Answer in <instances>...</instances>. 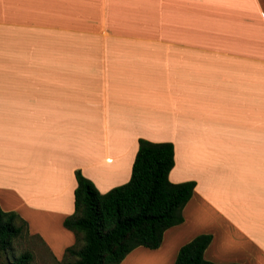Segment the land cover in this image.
<instances>
[{
    "label": "crops",
    "instance_id": "obj_1",
    "mask_svg": "<svg viewBox=\"0 0 264 264\" xmlns=\"http://www.w3.org/2000/svg\"><path fill=\"white\" fill-rule=\"evenodd\" d=\"M140 139L171 143L169 181L195 182L140 262L210 234L205 260L264 264V0H0L2 211L65 251L75 172L127 183Z\"/></svg>",
    "mask_w": 264,
    "mask_h": 264
},
{
    "label": "trees",
    "instance_id": "obj_2",
    "mask_svg": "<svg viewBox=\"0 0 264 264\" xmlns=\"http://www.w3.org/2000/svg\"><path fill=\"white\" fill-rule=\"evenodd\" d=\"M173 165L171 143L140 139L127 183L100 193L76 171L74 212L63 221L76 238L64 256L75 262L67 264H120L138 247L158 249L164 233L184 222L183 209L195 188L193 181H169ZM27 236V223L17 213L0 208V252ZM211 241L210 234L196 236L179 249L173 264H215L204 258ZM31 259L26 251L10 264H30Z\"/></svg>",
    "mask_w": 264,
    "mask_h": 264
},
{
    "label": "rangeland",
    "instance_id": "obj_3",
    "mask_svg": "<svg viewBox=\"0 0 264 264\" xmlns=\"http://www.w3.org/2000/svg\"><path fill=\"white\" fill-rule=\"evenodd\" d=\"M73 234V233H72ZM74 235V234H73ZM75 237V236H74ZM76 243V238L75 242ZM73 244V245H74ZM30 252L32 254V259L30 264H67L69 262H75V259L66 258L65 251L63 250L59 254H54L49 251L47 245L44 246L35 237L27 236L23 239L16 240L12 243V248L6 252H0V264H10L15 258L20 256L24 252ZM136 256L139 257L135 263L142 264L144 261V248H140L136 252ZM142 261L140 262V260ZM129 261V260H128ZM129 264V263H128Z\"/></svg>",
    "mask_w": 264,
    "mask_h": 264
}]
</instances>
